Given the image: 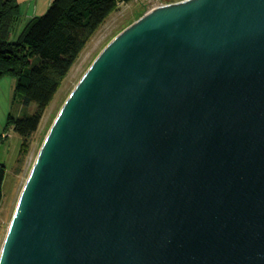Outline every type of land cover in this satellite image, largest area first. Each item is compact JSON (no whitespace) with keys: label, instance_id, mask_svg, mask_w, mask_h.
<instances>
[{"label":"water","instance_id":"water-1","mask_svg":"<svg viewBox=\"0 0 264 264\" xmlns=\"http://www.w3.org/2000/svg\"><path fill=\"white\" fill-rule=\"evenodd\" d=\"M0 264H264V0L116 35L37 154Z\"/></svg>","mask_w":264,"mask_h":264},{"label":"trees","instance_id":"trees-1","mask_svg":"<svg viewBox=\"0 0 264 264\" xmlns=\"http://www.w3.org/2000/svg\"><path fill=\"white\" fill-rule=\"evenodd\" d=\"M131 1L54 0L45 15L32 18L12 43V31L20 18L18 0H0V77L13 76L16 94L36 105L33 115L9 117V125L23 139L21 150L38 131L62 80L87 43L118 6ZM3 181L2 169L0 204Z\"/></svg>","mask_w":264,"mask_h":264},{"label":"rangeland","instance_id":"rangeland-1","mask_svg":"<svg viewBox=\"0 0 264 264\" xmlns=\"http://www.w3.org/2000/svg\"><path fill=\"white\" fill-rule=\"evenodd\" d=\"M53 1L18 0L20 18L13 28L10 41L16 42L27 23L34 17L45 15ZM183 1L186 0H132L129 4L118 6L96 31L62 80L42 117L38 131L29 139L24 151L21 150L23 139L9 125V117L11 114L17 118L33 115L36 105L16 94V79L13 76L5 74L0 77V172L4 170V196L0 204V250L17 200L43 141L63 103L94 59L116 35L145 13L156 7Z\"/></svg>","mask_w":264,"mask_h":264}]
</instances>
